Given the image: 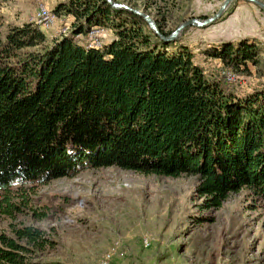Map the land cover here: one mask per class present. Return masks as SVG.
<instances>
[{"label":"trees","instance_id":"1","mask_svg":"<svg viewBox=\"0 0 264 264\" xmlns=\"http://www.w3.org/2000/svg\"><path fill=\"white\" fill-rule=\"evenodd\" d=\"M143 1L167 36L161 11L172 0ZM51 12L70 18L66 34L47 41L28 22L0 35V194L115 167L194 176L202 210L243 188L264 203V87L234 95L225 76L204 75L187 46L159 40L104 0H65ZM95 29L113 38L101 48L77 41ZM205 53L235 71L256 65L259 48L239 39ZM46 241L32 226L0 234V264H59L37 256Z\"/></svg>","mask_w":264,"mask_h":264},{"label":"rangeland","instance_id":"2","mask_svg":"<svg viewBox=\"0 0 264 264\" xmlns=\"http://www.w3.org/2000/svg\"><path fill=\"white\" fill-rule=\"evenodd\" d=\"M62 2L13 0L3 7L0 3V35L11 26L28 22L35 26L41 6L51 12ZM113 2L140 10L154 21L155 12L146 9L143 0ZM211 3L172 0L161 11L162 30L171 32L187 19L209 18L217 10L214 6L209 12ZM228 6L207 26L186 27L175 40L187 46L193 63L208 79L222 75L228 80L231 75L233 81L225 80L224 87L239 97L264 87V41L256 44L257 64L235 71L207 56L205 51L213 45L202 41L215 24L231 17ZM5 14L17 24L5 25ZM51 15L48 27L35 26L47 41L66 34L70 25V18ZM97 32V37L77 41L101 48L113 38L108 29L90 33ZM196 183L194 176L142 175L115 167L87 169L39 185L19 182L0 194V234L11 236L13 228L22 226L39 229L47 241L37 256L59 264H264V203L243 188L229 194L217 210H202L194 193Z\"/></svg>","mask_w":264,"mask_h":264},{"label":"crops","instance_id":"3","mask_svg":"<svg viewBox=\"0 0 264 264\" xmlns=\"http://www.w3.org/2000/svg\"><path fill=\"white\" fill-rule=\"evenodd\" d=\"M11 1L13 2V0H8L7 3H10ZM210 1L212 3L210 4L209 12L210 11L212 12L214 6L218 8V3L220 5V2L222 0H210ZM3 5L4 4L2 3L1 7H3ZM228 5L230 6L232 12L231 17L220 23L215 24L214 25L215 28L210 32L209 37L204 38L202 42L215 46L222 41L235 42L239 39H245V38L254 40L255 45L259 41H264V15L262 16L260 14L259 9L255 5L246 2L244 0H233ZM10 20H11L10 18L6 17V20L4 19L5 25L17 24L16 21L10 22ZM0 26H1L0 28L3 27L2 25Z\"/></svg>","mask_w":264,"mask_h":264},{"label":"water","instance_id":"4","mask_svg":"<svg viewBox=\"0 0 264 264\" xmlns=\"http://www.w3.org/2000/svg\"><path fill=\"white\" fill-rule=\"evenodd\" d=\"M104 1L111 8L122 9V10L130 12V13L136 15L137 17L141 18L143 20V22L146 24L147 28L149 30H151L153 32V34L159 40L167 43V42L174 41L176 39V37L180 34V32L186 27H190V26L204 27V26H207L208 24L213 22L215 19L220 17V15L223 13V11L227 7V5L233 0H222L221 4L219 5V7L215 11V13L213 15H211L209 18H206L204 20L187 19V20L183 21L174 30H172L167 36H163L162 34H160V32L158 31V29H157V27L155 25V22L147 14L143 13L142 11L129 8V7L125 6V5H123V4H119V3L113 2L112 0H104ZM244 1L255 5L264 14V3L263 2H261L259 0H244Z\"/></svg>","mask_w":264,"mask_h":264},{"label":"bare ground","instance_id":"5","mask_svg":"<svg viewBox=\"0 0 264 264\" xmlns=\"http://www.w3.org/2000/svg\"><path fill=\"white\" fill-rule=\"evenodd\" d=\"M51 14L52 13L50 11H48L44 6H41L39 11L37 12V20L35 21V26L41 25L44 27H48L50 24L53 23V17ZM64 33L65 32H63V34ZM95 45H97V44H93V45L89 44L87 46L88 47H94V48L98 47V45L97 46H95Z\"/></svg>","mask_w":264,"mask_h":264},{"label":"built area","instance_id":"6","mask_svg":"<svg viewBox=\"0 0 264 264\" xmlns=\"http://www.w3.org/2000/svg\"><path fill=\"white\" fill-rule=\"evenodd\" d=\"M63 32H64V30H63ZM98 33H99V32H97V33H89V34H86L85 36H95V37H97V36H98ZM85 36H84V37H85ZM226 81H228V82L233 81V77H232L231 75H229V79L226 80Z\"/></svg>","mask_w":264,"mask_h":264}]
</instances>
